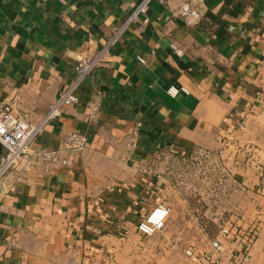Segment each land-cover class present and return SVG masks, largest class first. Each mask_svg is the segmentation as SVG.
I'll return each instance as SVG.
<instances>
[{"label":"crops","instance_id":"crops-1","mask_svg":"<svg viewBox=\"0 0 264 264\" xmlns=\"http://www.w3.org/2000/svg\"><path fill=\"white\" fill-rule=\"evenodd\" d=\"M140 1L0 0V105L40 122L77 61L97 54ZM263 1L153 2L144 30L120 35L77 103L0 183V264H153L186 250L187 264H233L246 237L242 264H264ZM183 2L198 12L191 25L177 14ZM72 132L86 135L82 152L64 149ZM193 149L216 156L230 202L194 206L155 160ZM41 151L69 165H45ZM161 204L163 231L143 237L137 223Z\"/></svg>","mask_w":264,"mask_h":264},{"label":"built area","instance_id":"built-area-1","mask_svg":"<svg viewBox=\"0 0 264 264\" xmlns=\"http://www.w3.org/2000/svg\"><path fill=\"white\" fill-rule=\"evenodd\" d=\"M171 0H141L127 18L117 26L112 28V33L105 46L93 57L81 58L75 66V79L73 83L61 94L59 100L48 107L47 113L40 122H33L26 114L17 111L13 105L3 103L0 105V146L4 152L0 159V183L7 180L19 172V167L27 155L30 154L32 142L42 134L46 125L53 119L60 116L61 109L77 103L75 92L80 84L88 77L100 64L103 55L108 48L113 46L119 39L120 35L137 24V28L142 32L147 24V20L140 21V17L145 15L150 5L157 2L160 5H168ZM177 14L183 19L186 25H191L197 20L199 15L189 3L183 2L177 9ZM261 15L264 18V1L262 4ZM179 89L171 87L167 94L175 98ZM241 127V125H239ZM88 140L85 134L72 132L69 133L63 142L64 149L71 153L82 152L86 149ZM201 158L209 159L212 154L199 150ZM37 160L45 165L51 163H60L69 165V159H59L58 152L41 151L34 154ZM165 157L164 153L156 156V161H161ZM169 216V209L161 204L155 207L150 213L140 220L136 229L143 237H151L163 231L166 220ZM221 233L225 236L230 234L228 229H222ZM250 244V237H246L243 243L245 251L239 252L234 257L233 264H242L245 260V252ZM211 247L215 253L220 254L223 249L217 240L211 241ZM187 258H192L193 253L190 250L185 251Z\"/></svg>","mask_w":264,"mask_h":264},{"label":"rangeland","instance_id":"rangeland-1","mask_svg":"<svg viewBox=\"0 0 264 264\" xmlns=\"http://www.w3.org/2000/svg\"><path fill=\"white\" fill-rule=\"evenodd\" d=\"M199 150L193 149L189 154L181 157L165 155L159 161L161 171L175 185L177 191L194 206L200 207L207 203L214 210L219 198L222 197V193L219 192L223 189L229 192L230 185L223 182L216 156L211 155L209 159H203L199 155ZM229 197L225 194L222 198L228 203ZM148 245L150 246V243ZM187 259L189 258L180 255L175 258H161L153 264H187L185 262Z\"/></svg>","mask_w":264,"mask_h":264},{"label":"water","instance_id":"water-1","mask_svg":"<svg viewBox=\"0 0 264 264\" xmlns=\"http://www.w3.org/2000/svg\"><path fill=\"white\" fill-rule=\"evenodd\" d=\"M2 152V148H1V146H0V153Z\"/></svg>","mask_w":264,"mask_h":264}]
</instances>
